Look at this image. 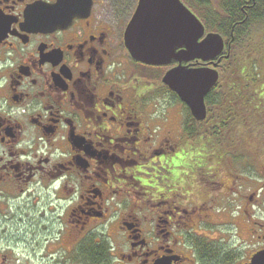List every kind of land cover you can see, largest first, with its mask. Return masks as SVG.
<instances>
[{
    "label": "flooded vegetation",
    "instance_id": "af4514ba",
    "mask_svg": "<svg viewBox=\"0 0 264 264\" xmlns=\"http://www.w3.org/2000/svg\"><path fill=\"white\" fill-rule=\"evenodd\" d=\"M132 1L72 0L52 29L25 15L57 0H0V264H251L264 253V98H228L220 166L199 149L214 125L207 97L196 119L161 82L178 63L126 50ZM232 51L188 66L219 72Z\"/></svg>",
    "mask_w": 264,
    "mask_h": 264
},
{
    "label": "water",
    "instance_id": "95a60500",
    "mask_svg": "<svg viewBox=\"0 0 264 264\" xmlns=\"http://www.w3.org/2000/svg\"><path fill=\"white\" fill-rule=\"evenodd\" d=\"M72 0L27 9L25 22L35 26H60L69 19ZM200 19L181 0H138L124 31V46L131 58L144 64L163 66L178 63L162 82L188 106L196 119L206 115L205 96L218 82V72L207 66H188L194 59L208 62L224 49L223 38L205 32ZM180 49V50H178ZM264 253L251 264H261Z\"/></svg>",
    "mask_w": 264,
    "mask_h": 264
},
{
    "label": "trees",
    "instance_id": "16d2710c",
    "mask_svg": "<svg viewBox=\"0 0 264 264\" xmlns=\"http://www.w3.org/2000/svg\"><path fill=\"white\" fill-rule=\"evenodd\" d=\"M183 1L202 20L207 30L218 32L228 37L229 41L232 39L233 51L222 61L219 80L206 96L210 107L209 112L214 114L210 118L214 125L212 128L209 127V130L202 126L200 136L204 140H207L210 135H218L220 139H223L227 129L226 115L233 112L228 98L241 97V95L264 98V82L261 83V79L256 77L258 69L263 71L264 66V52L262 53L264 50V0L253 2L251 0L249 4H243L242 0H233L232 3L230 0ZM246 14L248 18L244 21ZM241 21L243 23H240ZM249 89H256V91L253 94ZM173 96L177 97L174 93ZM231 105L236 108L241 105V101L240 104L236 105L233 102ZM249 107H252V103ZM186 110L189 112L187 106ZM254 122L258 123V121ZM248 139L256 141L254 134ZM207 143L214 145L220 144V141L215 143L206 141L201 143L199 149H205Z\"/></svg>",
    "mask_w": 264,
    "mask_h": 264
},
{
    "label": "rangeland",
    "instance_id": "374dc122",
    "mask_svg": "<svg viewBox=\"0 0 264 264\" xmlns=\"http://www.w3.org/2000/svg\"><path fill=\"white\" fill-rule=\"evenodd\" d=\"M117 1H119V2H123V0H117ZM132 1V0H131ZM133 2V1H132ZM110 10V9H109ZM256 74H257V76L256 77H259L261 80V83L262 82H264V79H263V77H264V74L258 69V73L256 72ZM254 83V82H253ZM245 142H244V145L246 146V145H250V144H254L252 141H250L249 139H248V137L249 136H252V133L250 132V131H247L245 134ZM208 140L209 141H211V142H215V141H220V145H217V146H215V144L214 145H212V148L209 150V153H208V147L206 146L205 148L207 149L206 151H205V149H203L208 155H212L213 156V160H217V161H219V165L221 166V165H224L225 164V162H224V160L221 162L220 161V158H218L217 156H215L214 154L217 152L218 153V155L219 156H221L222 158H224V152H225V150H226V146H227V144H226V137H225V139H220L219 138V136L218 135H210V136H208Z\"/></svg>",
    "mask_w": 264,
    "mask_h": 264
},
{
    "label": "snow or ice",
    "instance_id": "6c2138e0",
    "mask_svg": "<svg viewBox=\"0 0 264 264\" xmlns=\"http://www.w3.org/2000/svg\"><path fill=\"white\" fill-rule=\"evenodd\" d=\"M261 264H264V260L261 261Z\"/></svg>",
    "mask_w": 264,
    "mask_h": 264
}]
</instances>
